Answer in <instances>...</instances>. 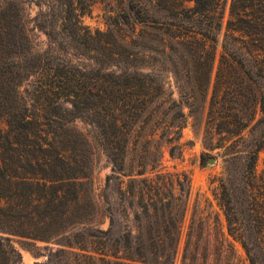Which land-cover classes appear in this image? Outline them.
Listing matches in <instances>:
<instances>
[{
  "label": "trees",
  "instance_id": "obj_1",
  "mask_svg": "<svg viewBox=\"0 0 264 264\" xmlns=\"http://www.w3.org/2000/svg\"><path fill=\"white\" fill-rule=\"evenodd\" d=\"M96 1L51 0L49 12L41 10L31 21L23 0H0V264L21 263L14 238L37 255L39 243L76 250L83 261L75 264L175 263L191 182L185 174L161 170L164 147L173 159L182 154L187 124L182 105L152 72L153 55L166 52L182 63L173 75L178 90L190 93L195 116L194 92L202 95L206 147L223 151L225 159L217 201L227 236L218 218L213 237L194 231V215L182 264H206L209 250L217 256L223 247L235 253L230 239L249 264H260L264 0H231L210 100L228 0H127L106 13V33L82 23ZM32 22L62 56L34 48ZM80 57L91 64L75 65ZM77 122L94 131L92 144ZM93 147L112 165L107 187H122L128 179L121 205L139 209L136 233L115 230L118 211L111 206L104 213L109 230L98 228L94 219L101 210L84 199ZM132 152L135 168L129 164ZM69 255L52 251L49 261L59 264Z\"/></svg>",
  "mask_w": 264,
  "mask_h": 264
},
{
  "label": "rangeland",
  "instance_id": "obj_2",
  "mask_svg": "<svg viewBox=\"0 0 264 264\" xmlns=\"http://www.w3.org/2000/svg\"><path fill=\"white\" fill-rule=\"evenodd\" d=\"M25 3L26 12L30 20H34L41 12L48 13L47 9L51 5V0H23ZM127 0H97L92 6L90 12L83 17V25L91 30L92 32L100 31L102 33L107 32L106 26V13L111 10H116L122 6ZM231 0H228V6L226 10V16L224 21V27L221 33L218 35V44L216 51V62L214 64V71L212 75V83L209 90V100L212 96L213 86L216 79V74L219 66V60L222 55V44L225 34V28L229 19V8ZM148 4V3H147ZM41 6V7H39ZM30 29L33 30L32 39L34 48L42 53L54 52V56H62V54H56V47L51 43L47 36L36 29L35 24H30ZM155 62H153V73L158 81L164 86L165 90L173 94V100L182 105L184 114L187 118V124L183 130V137L180 141L182 147V154L177 159H173L170 156L169 149L164 147L163 149V160H162V174H185L189 177L190 185V197L187 201V211L184 218V222L179 229L181 233V242L177 251V256L174 264H182L184 247L186 237L190 229L191 221L193 216L196 215L197 226L194 231L204 234V236L215 235V219L218 218L220 221V229L227 236L226 222L224 219L223 212L218 206L217 196L219 193V187L221 180L225 177V163L221 150L210 151L205 145L204 131L206 128V114L207 111L202 110V95L198 91L194 92V96L197 98V107L199 113L195 116L191 114L189 105L188 91L180 92L177 88L175 77L173 75V68L176 66L181 70L182 63L179 58L175 57L170 52H166L165 55L155 54L153 55ZM74 64L80 66H89L91 63L86 59L79 58L74 59ZM208 100V101H209ZM192 101V99H190ZM201 104V105H200ZM76 128L81 135L87 139L91 144L93 142L94 131L87 125L81 122L76 123ZM213 144H216L214 141ZM92 148V147H91ZM202 155H205L202 160ZM136 153L132 152L130 156L129 164L136 167ZM92 170L90 178L85 182L84 187V199L87 204L96 203L101 210L100 214L95 217V222L98 224V228L101 231H108L110 228V219L104 216L105 211L109 206L116 212V231H127L134 232L138 231V228L134 226L135 214H141L138 208L130 209L126 202L121 205L120 191L126 190L125 185L128 179H122L125 184L121 187L119 183H114L110 187H107V178L112 175V165L107 157L95 147L92 149L90 156ZM264 171V153L260 155L257 163V173L262 175ZM185 201V200H183ZM201 224V226H200ZM146 231L145 228L142 229ZM163 232L165 229L157 228ZM231 243L235 248V253L227 251V248L223 247L221 252L215 256L213 250H209L210 259L206 264H249L247 262V256L241 245L233 242ZM23 241L19 239H12V246L21 256V263L19 264H51L50 254L52 251H58L65 249L69 252L68 257L60 258L59 264H75V261L81 263L82 258L76 257V254H81L76 250H69L66 248L59 247L56 244H37L40 248L37 252L31 251L25 245ZM259 258L260 264H264V254L256 253ZM53 260V257H52ZM115 262H119L116 261ZM77 263V262H76Z\"/></svg>",
  "mask_w": 264,
  "mask_h": 264
}]
</instances>
